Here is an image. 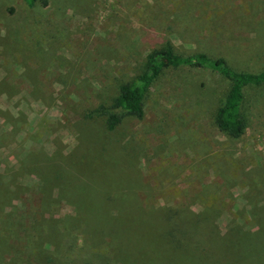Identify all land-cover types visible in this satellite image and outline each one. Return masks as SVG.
Listing matches in <instances>:
<instances>
[{"label":"rangeland","instance_id":"obj_1","mask_svg":"<svg viewBox=\"0 0 264 264\" xmlns=\"http://www.w3.org/2000/svg\"><path fill=\"white\" fill-rule=\"evenodd\" d=\"M46 1L0 0V179L10 191L0 204L9 248L0 264H118L109 245L96 251L89 236L61 226L73 214L83 220L64 192L81 197L89 178L105 186L88 187L97 200L211 216L223 232L233 222L264 228V86L245 90L239 139L215 124L230 84L208 69H165L143 119L106 124L119 113L110 110L119 85L167 41L180 55L263 71L264 0Z\"/></svg>","mask_w":264,"mask_h":264},{"label":"trees","instance_id":"obj_2","mask_svg":"<svg viewBox=\"0 0 264 264\" xmlns=\"http://www.w3.org/2000/svg\"><path fill=\"white\" fill-rule=\"evenodd\" d=\"M23 1L29 8L39 4L47 5L46 0ZM178 67L208 69L229 82L230 88L216 111L215 124L220 132L232 139H239L246 130L243 110L245 90L264 86V70L257 73L238 71L225 58H213L205 53L180 55L174 51L170 41L151 50L145 56L141 73L131 81L119 85L118 93L110 105V110L119 113H108L107 129L112 131L122 117L143 119L145 96L152 84L165 69ZM30 169L34 170L32 166ZM91 179H86L81 197H69V192H64L63 201L73 207L74 213L79 212L83 220L79 222L73 214L66 217L61 226L89 236L96 251L103 245H109L119 260L118 264H127L128 260L130 264H264L262 226L251 231L233 222L223 232L214 226L216 219L211 216L204 218L202 214H193L185 217L183 210L169 208L159 211L153 206L138 204L135 200L118 204L110 195L106 198L98 195V203L88 187L91 183L99 188L105 186ZM61 189L66 190L65 186ZM110 191H114L113 188ZM9 194L5 179H0V204L8 203ZM77 203L82 207H77ZM110 205L120 208L116 218L108 215ZM78 225L83 226L76 228ZM122 240H136L138 243L135 247L132 242ZM7 245L6 240L0 238V249H9ZM130 251L135 253L129 255ZM93 255L103 261L107 256L98 252Z\"/></svg>","mask_w":264,"mask_h":264}]
</instances>
